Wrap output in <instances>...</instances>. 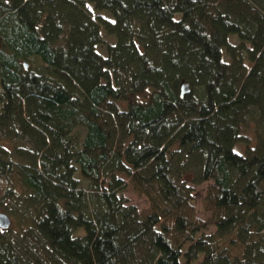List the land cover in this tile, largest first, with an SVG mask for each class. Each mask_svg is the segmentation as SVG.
I'll list each match as a JSON object with an SVG mask.
<instances>
[{"label":"trees","instance_id":"trees-1","mask_svg":"<svg viewBox=\"0 0 264 264\" xmlns=\"http://www.w3.org/2000/svg\"><path fill=\"white\" fill-rule=\"evenodd\" d=\"M263 119L264 0H0V264H264Z\"/></svg>","mask_w":264,"mask_h":264},{"label":"rangeland","instance_id":"rangeland-1","mask_svg":"<svg viewBox=\"0 0 264 264\" xmlns=\"http://www.w3.org/2000/svg\"><path fill=\"white\" fill-rule=\"evenodd\" d=\"M103 33L106 35L105 38H108V39L111 38V36H108L105 33V31H103ZM252 127L255 128L256 130L257 129L260 130L262 127H264V119L260 120L259 126L255 120L250 121V124L246 127L247 131H245V133H244V136H246L244 140L247 142H251V140H249L247 137L248 135L249 136L251 135L253 137ZM238 149H239V147H238ZM207 185H208V182H205V183L199 184V185H195V192H194V195L196 196V199H197V208H198L199 216L204 218V219L207 218L209 215L208 212L205 210V202H204V196H205ZM126 195L129 198V200L133 204L137 205L141 210L148 207V201H147L146 197L138 194L136 191L129 189L126 192ZM18 207H19L20 211L25 212L24 208H22L20 205H18ZM13 208H14V206L8 207V208L0 207V212H6L7 214H9L10 217L12 218L11 227L18 229L19 228L18 224H20V223H21L20 225L25 224L26 219H29V217L27 214L25 216L26 219L23 220L22 218H20V214H17V211H14ZM4 209H7V211ZM24 214H26V213H24ZM214 228H215L214 226H210L208 231H212Z\"/></svg>","mask_w":264,"mask_h":264},{"label":"water","instance_id":"water-1","mask_svg":"<svg viewBox=\"0 0 264 264\" xmlns=\"http://www.w3.org/2000/svg\"><path fill=\"white\" fill-rule=\"evenodd\" d=\"M25 66L27 67L28 64L25 63ZM185 87H187V84L184 86V90ZM11 224H12L11 217L6 212H0V227L3 229H7L11 226Z\"/></svg>","mask_w":264,"mask_h":264}]
</instances>
